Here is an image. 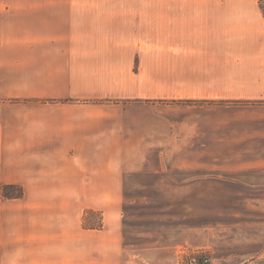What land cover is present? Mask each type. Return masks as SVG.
<instances>
[{"label": "crops", "instance_id": "obj_1", "mask_svg": "<svg viewBox=\"0 0 264 264\" xmlns=\"http://www.w3.org/2000/svg\"><path fill=\"white\" fill-rule=\"evenodd\" d=\"M187 101H264V2L0 0V264H131L125 155Z\"/></svg>", "mask_w": 264, "mask_h": 264}, {"label": "rangeland", "instance_id": "obj_2", "mask_svg": "<svg viewBox=\"0 0 264 264\" xmlns=\"http://www.w3.org/2000/svg\"><path fill=\"white\" fill-rule=\"evenodd\" d=\"M157 108L161 131L123 161L131 264H181L194 254L264 264V101Z\"/></svg>", "mask_w": 264, "mask_h": 264}, {"label": "trees", "instance_id": "obj_3", "mask_svg": "<svg viewBox=\"0 0 264 264\" xmlns=\"http://www.w3.org/2000/svg\"><path fill=\"white\" fill-rule=\"evenodd\" d=\"M23 196V189L18 185H4L0 183V198L1 199H19ZM95 215L92 211H88L83 216V227L88 229H101V220L99 215V220L97 223L89 222L88 217Z\"/></svg>", "mask_w": 264, "mask_h": 264}, {"label": "built area", "instance_id": "obj_4", "mask_svg": "<svg viewBox=\"0 0 264 264\" xmlns=\"http://www.w3.org/2000/svg\"><path fill=\"white\" fill-rule=\"evenodd\" d=\"M181 264H211L209 257L203 254H194L191 257H187L181 262Z\"/></svg>", "mask_w": 264, "mask_h": 264}]
</instances>
